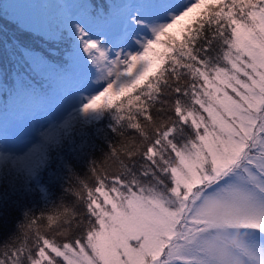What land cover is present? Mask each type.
Instances as JSON below:
<instances>
[{"label": "rangeland", "instance_id": "rangeland-1", "mask_svg": "<svg viewBox=\"0 0 264 264\" xmlns=\"http://www.w3.org/2000/svg\"><path fill=\"white\" fill-rule=\"evenodd\" d=\"M3 1L12 20L6 29L0 25L1 47L9 50L0 48V74L54 80L47 98L29 94V106L22 104L14 116L0 111L5 181L11 167L35 173L47 143L70 123L95 119L117 95L154 75L170 38L201 15L212 17L222 1L233 5L232 41L247 58L233 51L227 56L231 74L220 64L197 79L206 102L190 118L199 126L187 133V147L163 174L167 179L116 198L77 248L57 251L62 264H264V105L258 112L264 101V0L253 11L252 27L240 22V0H97L96 9L91 0ZM15 23L30 35L24 44L31 41L40 51L11 40ZM14 43L21 44V54ZM229 222L244 231H228ZM224 235L232 243L220 239Z\"/></svg>", "mask_w": 264, "mask_h": 264}, {"label": "trees", "instance_id": "trees-1", "mask_svg": "<svg viewBox=\"0 0 264 264\" xmlns=\"http://www.w3.org/2000/svg\"><path fill=\"white\" fill-rule=\"evenodd\" d=\"M96 2L91 0L92 8ZM3 3L0 0V25L6 29L12 19ZM259 8L258 0H240V22L252 27L250 19ZM206 14L184 34L168 40L162 65L154 75H146L138 88L120 93L98 117L72 122L48 142L35 173L21 174L11 167L8 181L0 175V264H62L57 248H77L116 198H126L145 183L161 184L167 179L163 174L169 164L184 151L188 134L199 126L190 118L206 102L198 92L197 79L220 64L231 74L227 56L233 51L247 58L232 41L237 24L233 5L222 1L212 17ZM12 31L8 33L11 40L36 46L31 41L24 44L30 35L16 23ZM13 46L21 54V44ZM0 48L4 54L9 51L1 42ZM7 78L10 75L0 74L1 86ZM45 85L50 86L48 78L38 76L36 88L47 90ZM6 97L13 100L14 95L6 93L2 99ZM263 105L264 101L258 112ZM262 120L257 116L259 125ZM14 174L20 182L12 181ZM238 225L225 226L244 231Z\"/></svg>", "mask_w": 264, "mask_h": 264}]
</instances>
